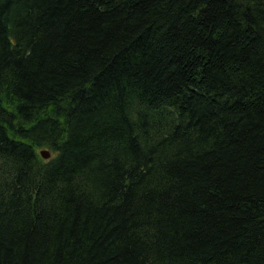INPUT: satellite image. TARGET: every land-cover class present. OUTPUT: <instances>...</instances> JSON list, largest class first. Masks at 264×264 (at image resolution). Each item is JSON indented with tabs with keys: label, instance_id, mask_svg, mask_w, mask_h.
<instances>
[{
	"label": "trees",
	"instance_id": "trees-1",
	"mask_svg": "<svg viewBox=\"0 0 264 264\" xmlns=\"http://www.w3.org/2000/svg\"><path fill=\"white\" fill-rule=\"evenodd\" d=\"M0 264H264V0H0Z\"/></svg>",
	"mask_w": 264,
	"mask_h": 264
},
{
	"label": "water",
	"instance_id": "water-1",
	"mask_svg": "<svg viewBox=\"0 0 264 264\" xmlns=\"http://www.w3.org/2000/svg\"><path fill=\"white\" fill-rule=\"evenodd\" d=\"M41 154L45 158H49L51 156V151L47 148L41 149Z\"/></svg>",
	"mask_w": 264,
	"mask_h": 264
},
{
	"label": "bare ground",
	"instance_id": "bare-ground-1",
	"mask_svg": "<svg viewBox=\"0 0 264 264\" xmlns=\"http://www.w3.org/2000/svg\"><path fill=\"white\" fill-rule=\"evenodd\" d=\"M40 153H41V150H40ZM42 155V154H41Z\"/></svg>",
	"mask_w": 264,
	"mask_h": 264
},
{
	"label": "rangeland",
	"instance_id": "rangeland-1",
	"mask_svg": "<svg viewBox=\"0 0 264 264\" xmlns=\"http://www.w3.org/2000/svg\"><path fill=\"white\" fill-rule=\"evenodd\" d=\"M45 158V157H44Z\"/></svg>",
	"mask_w": 264,
	"mask_h": 264
}]
</instances>
